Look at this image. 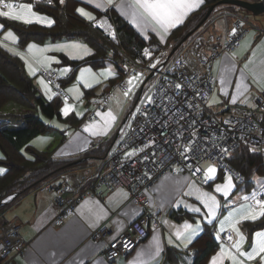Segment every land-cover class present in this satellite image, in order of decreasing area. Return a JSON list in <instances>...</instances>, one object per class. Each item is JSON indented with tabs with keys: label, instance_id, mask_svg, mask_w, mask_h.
<instances>
[{
	"label": "built area",
	"instance_id": "built-area-1",
	"mask_svg": "<svg viewBox=\"0 0 264 264\" xmlns=\"http://www.w3.org/2000/svg\"><path fill=\"white\" fill-rule=\"evenodd\" d=\"M31 1L34 4H49L48 0ZM90 23L114 45L126 60L133 62V69H127L126 72H136L140 68L148 69L149 75L155 77L150 95L157 96L161 84L166 80L186 82L188 86L184 89L185 95L180 98L185 103L180 104L177 101V105L186 121L196 120L194 126L190 123L187 124L183 136H181L177 132L178 124L175 122L179 120L178 116L171 114L166 116L156 105H140L142 108L148 107L150 115L137 113L131 128L127 127V135L124 139H120L119 143L116 142L108 151L102 168L89 187L73 197H66L63 187L50 185L43 187V189L51 188L56 192L55 203L58 208L57 216L54 219L56 225L64 224L66 219L76 211L78 204L85 196L101 197L106 191L119 186L127 188L130 200L140 208L138 217L118 234H114L113 229L105 222L91 232V238L94 241H105L106 245L102 254L107 261L113 262L132 252L141 241L149 236L152 228L161 227L160 212L152 204L150 191L165 174L170 172L188 174L201 184L208 185L210 180L205 182L202 171L193 175L186 165L193 164L194 167L206 169L203 162L209 161L212 164H217L224 171L230 170L242 181L243 175L227 161V157L241 144L247 145L251 151L254 148L255 151L260 152L264 162V92L253 93L252 100L257 104V107L253 109L233 107L226 112L218 113L207 104L216 83V76L213 72L215 60L239 46L245 34L252 28V26L244 24L241 19H236L233 22V27L237 28L235 36L230 35L231 31L225 34L206 32L199 35L171 61L168 60L160 67L158 64L163 59L157 64H153L156 65L155 68L150 67V63H146L149 60L143 62L124 50L112 12H105ZM41 74L47 83L55 87L59 96L64 99L69 98L63 88L64 77L55 68L43 67ZM125 85L124 78L114 83L109 90L101 95L98 108L109 103L114 88L126 90ZM167 86L165 84V87ZM209 89L212 91H208ZM197 91H199V95H196ZM143 96L144 94L141 98ZM157 101L160 102L158 96ZM188 102H193L195 107L189 108ZM163 103L167 104L168 101L165 100ZM90 117L96 118L97 113L92 112ZM153 117H158V119H153ZM169 120L174 121L170 127L167 126ZM186 121L179 122L185 123ZM226 121L230 123H225ZM191 132L196 135L189 136ZM185 138L200 141L198 155L190 152L187 160L182 159L177 151L178 145L185 144ZM146 143L148 147H145ZM133 148H144V152L138 151L136 156L125 158L123 153L131 151ZM222 148L229 149L227 155L222 153ZM145 155L148 156V159L144 158ZM177 167L181 171L177 172ZM84 181L83 177H76L75 187L80 188ZM21 227L22 223L19 222L3 226L0 250L3 260L0 264H18L16 255L24 253L25 250ZM229 235L233 237L231 241L227 239ZM113 236L115 239H110ZM223 239L227 243H232L234 241L233 232L227 230L223 234Z\"/></svg>",
	"mask_w": 264,
	"mask_h": 264
},
{
	"label": "crops",
	"instance_id": "crops-1",
	"mask_svg": "<svg viewBox=\"0 0 264 264\" xmlns=\"http://www.w3.org/2000/svg\"><path fill=\"white\" fill-rule=\"evenodd\" d=\"M126 2L127 0H112V3L108 4L107 0H68L69 6L74 8L76 12L78 8H83L85 11L91 13L94 19L105 12H114L130 23L146 40H149L152 36H156L163 43L167 41L168 36L176 27L183 24L193 11L198 10L204 4L205 0L199 7L194 8L193 11L189 12L183 19L182 23L170 28L167 33H162L158 29L154 30L152 27H148L141 31V29L132 22L131 15L119 7L122 3L126 4ZM14 3L17 4V2ZM29 3L33 5V11L45 16L46 12L44 13V11L37 9L34 2L31 0H25L19 4ZM78 14L81 15L80 13ZM47 15L49 14L47 13ZM49 16L54 21V18L51 15ZM81 16L90 22L92 21L83 15ZM0 24L4 25L3 29L0 30V43L4 46L6 40L9 38L6 35L9 30L5 27V24L2 21H0ZM232 27L233 26H229L226 31L221 29L219 30V33H228L231 31ZM161 36H163V39H161ZM16 42L18 43V38ZM224 55L220 58L222 59ZM146 63H150L151 65L154 64L151 60ZM235 64L237 71L238 64L236 61ZM119 66L122 68L123 78H126L128 74H131L126 72L127 68H124L121 65ZM220 67L216 75L218 92H220ZM236 71L232 74V83L228 86L229 96H226L225 99L220 101L221 105L226 102L227 104L222 105L217 111L218 113L226 112L233 107L253 109L249 104L244 103L240 105L238 103L240 102L239 100L237 101L238 105H229L231 93L235 90V79L236 76L239 75H236ZM39 72L41 73V69ZM117 74L118 68H116V72L105 81L104 86L101 89V95L111 88L113 84L110 85V80ZM143 74V83H141L139 87H136V90L131 97V100L136 101V104H139L138 98H141L144 94L145 82L151 78L154 79V77L149 75L148 69H144ZM245 80H247V76ZM99 85L100 84L97 83L90 88H86L85 92L90 95L97 94V88ZM99 99L97 101L89 100L91 106L87 105L88 109L82 115H77L76 111L69 113H74L77 116L79 119L77 124H73L77 120L72 119L70 121L71 124L63 121L61 128H59L62 133V139L59 145L53 149V155L59 158L71 159V165L59 174L54 175L52 178L43 182L41 185L25 192H13L10 195L11 199L8 200L6 197L3 202L0 203L3 204V206L0 207V250L3 226L14 222L22 223L21 233L24 238L25 250L24 253L16 255L18 264H73L74 261L75 264H80L81 260L83 261V264H166L165 257L168 248L189 247L203 232L205 223L214 224L213 221L199 220L201 211H195L196 208H200L199 205H201V203L198 194L199 190H203L204 185L188 174H177L172 172L162 176L150 191L152 204L154 207L158 208L160 212V218L162 221L161 227L152 228L149 236L141 241L132 252L120 257L116 261L109 262L105 259L102 254L106 245L105 241H94L91 238V232L101 223L105 222L113 229L114 234H118L138 217L140 208L130 200V193L126 187L119 186L113 190H108L101 197L87 195L78 204L76 211L66 219L64 224L56 225L54 223V219L58 213V208L55 203L56 192L55 190H51V188L43 189V187L46 185L63 187V193L66 197H73L89 187L95 181L98 172L102 168L108 151L121 139L122 133L119 129L123 128L124 133H126L129 120L132 124L136 119L137 113L135 116L129 114L127 116L123 115L118 109L119 106H117L115 102L111 103L109 101L104 107L98 108ZM241 99H243V97ZM132 101L129 102L130 105ZM251 101L253 102V100ZM110 110L117 119L107 133L100 132L98 135L93 136L85 131L84 126L86 124H102V116L97 115L96 118H91L90 114L92 112L106 113ZM85 140H87V143H84ZM207 163V166L213 165L209 161H207ZM224 172L225 171L218 166L216 177L210 179L208 185H211L212 181L218 179L219 176V178H221ZM78 176L85 179L80 188L75 187V178ZM165 177H169V179L166 180ZM172 178H179L181 180L182 186L178 191H173L174 185L172 183ZM246 190V195L253 191L248 192L247 188ZM85 201H88L89 203L81 209V205H84ZM97 201L99 202V205L95 203ZM177 201H179V203H177ZM89 209H91L92 212H89ZM198 220L200 221L198 231L193 236L191 243H187L186 240L177 238L176 232L178 230L184 231L183 225L185 222L192 224L195 227ZM241 223L243 227V222ZM218 226L221 225L219 224ZM214 227L216 232L215 224ZM227 230L231 229L228 224H225L224 231H218L219 236L216 234L219 241V247L218 250L210 256L206 264H211L212 257L220 251L222 246L231 247V245L237 240L236 238L232 243L224 241L223 234ZM244 231L247 233L245 229ZM170 238L172 243H169ZM157 241L159 242V252H156ZM221 241L223 244L220 243ZM186 243L187 247H185ZM1 259H3V257L0 251V260ZM249 263H251V261L245 260V264ZM223 264H231V261L225 259Z\"/></svg>",
	"mask_w": 264,
	"mask_h": 264
},
{
	"label": "trees",
	"instance_id": "trees-1",
	"mask_svg": "<svg viewBox=\"0 0 264 264\" xmlns=\"http://www.w3.org/2000/svg\"><path fill=\"white\" fill-rule=\"evenodd\" d=\"M52 1V4H34L37 9L54 18V23L51 26L39 23L24 24L4 17H0V21L5 24L6 28H13L16 31L18 43L21 46H25L30 41L42 42L46 39L55 40L63 37L81 38L87 41L94 50L88 57L74 60L62 55L63 62L72 64L73 67L72 72L63 78V84L66 83V79L74 77L78 66L89 62L104 63L108 59L107 52L110 49H113L114 56L121 55L114 45L91 25L90 21L69 6L68 0H65L63 4L60 3V0ZM219 1L205 0L198 10L193 11L183 24L170 33L165 43L156 36L146 40L130 23L116 13L112 12V14L124 50L134 58H139L144 62L151 60L157 64L175 46H178L169 60L175 58L192 35L182 42L185 36L192 30L193 33L196 32L218 9L237 11L241 7L247 13L257 16L245 7L232 3H219ZM213 4H215V8L212 13L199 25ZM261 30L264 29L261 28ZM145 49L151 52V56L144 55ZM117 68L118 74L110 80V85L123 78L122 68L119 65ZM63 102L64 98L58 94L52 99H46L40 93L34 79L26 73L24 60L0 43V121L10 120L23 123L15 127L0 125V151L2 152L0 163L6 166L5 171L0 174V203L6 197H11L13 192H25L41 185L71 165V159L55 157L53 150L39 149L32 143V140L38 135L56 129L53 124L49 123L50 119L58 118L62 122L68 123L75 119L77 121L73 124L78 123L79 119L74 113L63 115L61 112ZM9 103L26 109V112L3 111V108ZM227 161L243 175L244 179L239 182L247 181V189L254 184L253 176L255 174L264 175V162L261 153L251 151L245 144H241L229 155ZM2 206L3 204H0V207ZM263 226L264 218L255 222H243V228L247 231L248 237H251L256 229ZM218 247L219 241L216 237L214 224L205 223L203 232L189 247L168 248L165 261L166 264H206Z\"/></svg>",
	"mask_w": 264,
	"mask_h": 264
},
{
	"label": "snow or ice",
	"instance_id": "snow-or-ice-1",
	"mask_svg": "<svg viewBox=\"0 0 264 264\" xmlns=\"http://www.w3.org/2000/svg\"><path fill=\"white\" fill-rule=\"evenodd\" d=\"M204 0H127L126 4L122 3L119 7L125 10L127 13L131 15L132 22L136 24L141 31L145 30L148 27H152L154 30H159L162 33H167L170 28L175 27L176 25L182 23L183 19L188 15L189 12L193 11L194 8H197L202 4ZM48 3L51 4L52 0H48ZM60 3L63 4L64 0H60ZM108 4L112 3V0H107ZM99 6V5H97ZM77 12L81 15L87 17L89 20H93L94 17L91 13L85 11L83 8H78ZM0 17L10 18L14 21L23 22L24 24H32L33 22L51 26L54 21L44 15H40L33 11L32 4H15L11 2V0H0ZM4 25L0 24V30H2ZM237 33V28L233 27L231 29V36H235ZM6 35L15 40L16 37L13 35L11 30H9ZM163 39V36H161ZM7 47V45H4ZM56 51L66 52L69 58L71 59H82L78 53L81 51L83 55L89 54V49L86 45H82L77 42L71 43H64V44H56L52 45ZM37 49L39 52L44 53L49 50L48 46L44 48H38L36 44H29L28 50L32 51ZM11 50V49H10ZM145 56H151V52L148 49L144 50ZM211 55V54H210ZM234 55V54H233ZM255 55V51L253 52ZM55 57H43L41 59L42 64L49 65L51 61L55 60ZM264 63V62H262ZM216 64L220 65V72H219V80H220V89L219 91L222 92L225 96H229L228 86L232 83L231 76L236 71V64L234 59H232L228 54H225L224 57L220 60H216ZM150 67L155 68L156 65H150ZM248 69V64L244 65V69L240 70V74L236 79L235 82V90L231 93V98L229 103L235 105L239 100L241 103L249 104L250 107L256 108L257 104L252 102L249 98V86L245 83V72ZM35 69L29 65V72L30 74H35ZM63 74H66L70 71L69 68H63L60 70ZM90 69H81L80 76L78 80L85 81V87H92L91 84L87 83L85 73L89 72ZM104 73L107 75H111L110 69H105ZM253 83H256L257 86L260 88L261 92H264V74L260 76L257 75L255 71L252 72ZM144 76L143 73L135 74L129 77L126 81V91L123 92L124 97H130L133 94V90L136 87H139L141 83H143ZM41 85H44L46 94L48 92L47 85L43 79L40 80ZM165 84L168 86L165 87ZM188 86L186 82L183 80L180 82H176L174 80L168 81L166 80L164 83L161 84L160 90L157 93L159 97V103L157 101V96L150 95L148 92L144 93V96L139 99V105H134L135 112L130 113V115L135 116L136 113H141L143 115H150L148 107H141L140 105H147L152 106L156 105L160 111H163L165 115H173L178 116L179 120L175 121L178 124L177 132L183 136V133L186 129L187 124L195 125L196 120L186 121L183 113L179 111V107L177 105V101L180 104L185 103L184 100L180 99L185 95L184 89ZM68 91H73V89H69ZM208 91H212L209 89ZM199 91H197L196 95H199ZM52 95H56L53 93ZM243 97V99H241ZM52 99L50 95L48 97ZM168 101L167 104H164V101ZM219 100L213 99L211 101L212 104L219 103ZM188 107L193 108L195 107L193 102H188ZM73 110L72 105H69L65 99V105L61 109V112L67 116L69 112ZM77 115H82V113H77ZM98 116H102V124L98 123H91L86 124L84 126L85 131L89 132L91 135L96 136L100 132L107 133L113 123L116 121L117 117L113 114L110 110L106 113L97 112ZM153 119H158V117H153ZM179 121H186L185 123H180ZM174 121L169 120L167 122V126H171ZM163 123V122H161ZM225 123H230L226 121ZM131 128V121L129 120L128 125ZM139 127V126H138ZM122 133L121 140L127 135L124 133L123 128L119 129ZM143 131V129H140ZM194 132L189 133V136H195ZM223 138V137H221ZM203 139V138H202ZM185 144H180L177 146V151L182 159H189V153H193L194 155H198L199 152V144L200 141H192L188 138H185ZM154 143L155 141H151ZM87 143V140L84 141ZM119 143V141H117ZM145 147H148V144H145ZM115 151V149H114ZM144 152V148H133L131 151H125L123 155L125 158H131L137 155V152ZM222 153L227 155L229 149L222 148ZM252 151H255L253 148ZM145 159H148V156L145 155ZM186 167L189 171L192 172L194 175L196 172H203L204 180L207 182L210 179H213L217 175V167L214 165H209L206 169H202L198 166L194 167L193 164H188ZM4 169H0V172H3ZM176 171L179 172L181 169L179 167L176 168ZM230 171V170H229ZM165 179H169V177H165ZM187 179V178H185ZM239 179V176H237ZM172 183L174 185L173 191H178L179 188L182 186L181 180L179 178H172ZM260 184L259 188H254L253 191L248 195H243L242 200L244 203H241L238 208H233L232 211L229 212L228 216L221 221V229L220 231H224V224H228L229 228L235 232V234L239 237L231 247H224L220 248V251L212 257L211 264H223L225 259L231 261V264H245V260L253 261L257 258L260 260V264H264V228L261 230L255 231L253 233V242L250 245L249 250L242 251L241 246L244 242V234L241 232L240 227L238 226L241 222L251 221L255 222L264 218V182H258ZM235 187L233 184V177L232 175H226L225 183L222 185H216L215 191L218 193H223L225 197L229 195L231 190ZM243 191V190H242ZM8 199H11L9 197ZM201 199L203 200L204 206L207 209V214L205 215L204 219L210 220L212 217L216 215V209L220 207L219 203L216 200V197L210 195L209 193H202ZM88 201H85L84 205H81V209L88 205ZM99 205V202H95ZM179 203V201H177ZM228 203H231L229 201ZM102 211V209H101ZM196 212H200V208L195 209ZM89 212H92L89 209ZM83 214V213H82ZM200 221L196 222V226L194 227L192 224L187 222L184 223L183 229L184 231H177L176 236L179 239L186 240L187 243L192 242L193 236L198 231ZM219 238V237H218ZM110 239H115V236L111 237ZM229 241L233 239L231 235L227 237ZM169 243H172L171 238L169 239ZM187 243L185 247H187ZM234 249V250H233ZM156 252H159V242H156ZM75 264V261L73 262ZM80 264H83V261H80Z\"/></svg>",
	"mask_w": 264,
	"mask_h": 264
},
{
	"label": "rangeland",
	"instance_id": "rangeland-1",
	"mask_svg": "<svg viewBox=\"0 0 264 264\" xmlns=\"http://www.w3.org/2000/svg\"><path fill=\"white\" fill-rule=\"evenodd\" d=\"M22 1L24 2L25 0H11V2L13 3L17 2V4L22 3ZM45 16L50 18V16L47 15V13H45ZM236 19H241L244 22V24L250 25L252 26V28L245 34L239 46H237L236 48H234L233 50L227 53L238 64L236 75L240 74V70L244 69V65L246 63L248 64V69L245 72V75L247 76V80H245V83L248 84L249 86V94H250L249 98L250 100H252L253 93L260 91V88L257 86V84L253 83L252 72L255 71L258 76H260L261 74H264V63H262L264 62V40H263L264 30L261 31L257 27L259 26L260 28L264 29V12L261 14H258L255 17L253 14H249L245 10L241 9V7H239L237 11H231V10L229 11V9H221V10L218 9L196 32L192 34V36L188 39L186 44L182 46V50L188 47V45L192 43L199 35H203L206 32L219 33V30L221 29L223 31H226L229 26H233V22ZM8 30H11L13 35L16 37V40H12L11 38H8L4 45H7L8 50L11 49L10 50L11 52L17 54L24 60L26 73L34 79V82L39 88L40 93L46 99H49L48 97L50 95L54 97L55 95H52V94L56 93V89L53 85H50L49 83L46 82L44 76L39 72L40 69H42L43 67L52 66V67H55V69L61 74L62 77H67L72 72L71 69L73 68L72 64H65L62 60V55H65L69 58L67 53L62 52V51H56L51 46L56 45V44L77 42L82 45H86L87 48L90 50L89 54L93 52V47L87 41L81 38L63 37V38H59L55 40L46 39L42 42L41 41L40 42L30 41L25 46H21L19 45V43L16 42L18 38L16 31L13 28H8ZM29 44H36L38 48H44L45 46H48L49 50L44 53L39 52L37 49L29 51L28 50ZM254 51H255V55H253ZM107 53H108V59H106L104 63L96 64V63L89 62V63L82 64L81 66L77 67V70L75 71V75L72 79H69V80L66 79V83L63 84V88L69 95V98L66 99V101L69 105H72V108H73L72 111H76L77 113L83 114L88 109V106L90 105L91 100L97 101L101 97V89L103 88L105 81L108 80V78L116 72L117 64L123 66L124 68H127L128 70L133 69L134 64L132 63L131 60H126L125 57L122 55L114 56L113 49H110ZM78 54L82 56V58L83 57L86 58L89 55V54L86 56L83 55L82 51ZM45 56L55 57L56 59L51 61L49 65L42 64L40 61ZM220 59L221 58L219 57L216 60H220ZM216 60L214 62V68H213V72L215 76L217 75L219 67H220V65L216 64ZM29 65H31L32 68L36 70L34 75L30 74L29 72ZM63 68H69L70 71L67 72L66 74H63L60 71ZM81 69H90L89 72L85 73L87 83L91 84L92 86L97 83L100 84L99 87L97 88V94L90 95L85 92V89L89 87H85L84 80H78ZM105 69H110L112 74L111 75L105 74L104 73ZM139 73H144V69L140 68L138 72L128 74L126 78L124 79L127 81L130 76L139 74ZM238 76H236V79ZM41 79H43L45 81V84L47 85V89H48L47 94H46L44 85H41L40 83ZM154 81H155V77L154 79L151 78L145 82L144 93L145 92H148V94L150 93L151 87L153 86ZM70 88L73 89V91L71 92L68 91ZM135 90L136 88H134L133 94ZM123 92L124 90H122L121 88H114L110 102L111 103L115 102L117 106H119L118 109L120 110V112H122L123 115L127 116L128 114L130 115V113L135 112L134 105H138V104H136V101L131 100V97L133 96V94L130 97H124ZM225 98L226 96L222 94V92H218L217 83H215V88L207 104L211 109L217 112L219 108L224 104L226 105L227 102L221 105L220 102L216 104H212L211 101L213 99L221 101ZM131 101L132 103L130 105L129 102ZM238 103L240 105L244 104L241 102H238ZM64 105H65V99L61 106V109L64 107ZM229 105H232V104L229 103ZM236 105L238 104L236 103ZM14 110L19 111V112H26V109H23L22 107H18L14 105L13 103H9L3 108V111H14ZM48 121L49 123L53 124L56 127V129L49 131L45 134L38 135L32 140V143L39 149L53 150L61 142L62 133L59 128H61V125L63 124V122L59 120L58 118H53ZM22 124L23 123L21 121H16V122L10 121V120L0 121V125L8 126V127L20 126ZM1 155H2V152L0 151V156ZM207 165H208L207 161L203 162V166L206 167ZM213 165L216 166L218 169L217 164H213ZM0 169H4L5 171L6 166L0 163ZM1 173L2 172H0V174ZM226 175H232L233 184L235 185V187L231 190V192L229 193L227 197H225L223 193H218L215 191L216 185H222L225 183ZM253 178H254V184H252L251 187H248V192L252 191L254 188H259L260 184L258 182H264V175H254ZM246 188H247V181L240 183L239 179H237V177L230 171H225L223 173V176L221 178L213 180L211 185H204L203 190H199V194H198V198L201 203V205H199L200 211H201V216H199V220L213 221V223L216 225V234L219 236L218 231H220L221 226H218V225L219 224L221 225V221H223L224 218L228 216L229 212L232 211L234 207L238 208L241 203H244V201L242 200V196L246 195L247 193ZM202 193H209L210 195L215 196L217 202L220 205V207L216 209V215L212 217L210 220L204 219L205 215L207 214V209L205 208L203 200L201 199ZM229 201H231V203H228ZM238 226L240 227V230L244 234V237H245L244 242L241 246V250L247 251L249 250L250 245L253 242V235L251 238H248L247 233L244 231L242 227V223H240ZM262 228H264V226L256 229L255 231L261 230ZM233 235H234V241L236 240V238L237 239L239 238L235 234V232H233ZM220 243L223 244L222 241ZM249 264H260V260L259 258H257L251 261V263Z\"/></svg>",
	"mask_w": 264,
	"mask_h": 264
},
{
	"label": "water",
	"instance_id": "water-1",
	"mask_svg": "<svg viewBox=\"0 0 264 264\" xmlns=\"http://www.w3.org/2000/svg\"><path fill=\"white\" fill-rule=\"evenodd\" d=\"M219 3H232L236 4L242 7H245L252 11L254 14L258 15L264 12V0H220ZM215 8V4H213L205 14V16L202 18L200 21L199 25L202 24L212 13L213 9ZM193 34V30L190 31L185 38L182 40V42L187 39L190 35ZM178 49V46H175L170 53L158 64V67L164 65L165 63L168 62L170 59L171 55H173L176 50Z\"/></svg>",
	"mask_w": 264,
	"mask_h": 264
}]
</instances>
